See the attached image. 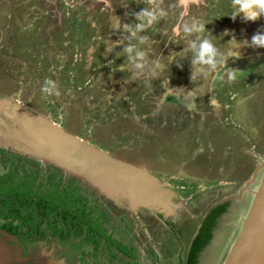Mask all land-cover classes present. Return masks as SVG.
Listing matches in <instances>:
<instances>
[{
  "label": "rangeland",
  "instance_id": "1",
  "mask_svg": "<svg viewBox=\"0 0 264 264\" xmlns=\"http://www.w3.org/2000/svg\"><path fill=\"white\" fill-rule=\"evenodd\" d=\"M160 4L167 15L132 36L113 25L118 18L134 26L144 0H0V185L9 190L27 185L42 197L48 192L50 204L62 202L80 212L64 218L58 207L41 215L33 206L35 195L27 194L17 198L20 212L32 210L35 222L21 227L10 211L16 209V194H1L0 240L11 253L18 247L23 264H184L204 214L232 199L199 262L222 263L264 163V68L231 83L224 73L244 58L264 54V47L251 44L254 34L264 33V17L247 21L241 13L231 19V0ZM193 19L205 31L184 34ZM205 37L220 54L234 38L240 47L233 51L240 56H228L215 70L193 65L192 44ZM129 45L135 49L132 60L124 52ZM135 51L144 53L143 69L133 67ZM46 81L54 83L58 96L43 91ZM9 101L148 174L161 185L167 209L132 210L126 198L102 193L13 140L3 108ZM69 196L72 205L58 200ZM28 198L32 208L24 205ZM81 212L103 234L87 238ZM9 222L19 246L3 234ZM28 230L36 232L32 243L23 237Z\"/></svg>",
  "mask_w": 264,
  "mask_h": 264
},
{
  "label": "water",
  "instance_id": "2",
  "mask_svg": "<svg viewBox=\"0 0 264 264\" xmlns=\"http://www.w3.org/2000/svg\"><path fill=\"white\" fill-rule=\"evenodd\" d=\"M5 104L3 108L14 127L13 140L16 142L87 179L102 193L126 198L132 210L139 207L167 209L161 185L148 174L90 146L19 103L9 101ZM262 166L257 189L221 264H264V163ZM14 249L11 253L9 246L0 240V264H23L20 250L17 246Z\"/></svg>",
  "mask_w": 264,
  "mask_h": 264
},
{
  "label": "clouds",
  "instance_id": "3",
  "mask_svg": "<svg viewBox=\"0 0 264 264\" xmlns=\"http://www.w3.org/2000/svg\"><path fill=\"white\" fill-rule=\"evenodd\" d=\"M146 7H143L139 12L135 13V23L134 26L130 24L119 23V19H116V22L113 25V30L123 28L124 31H128L132 36H135L137 32L149 28L153 25L155 21L159 18H162L167 15V12L164 8L161 7L160 0H144ZM232 12L228 15L231 19H235L236 15L243 14V17L247 21H255L260 17H264V0H231ZM184 34L189 32L202 33L205 31L204 23L200 20L193 19L191 27L187 25L183 29ZM178 33L174 29V35ZM146 38L141 37L139 43H143ZM119 43V41L115 42ZM245 43H247L245 41ZM251 44L264 47V33H256L251 37ZM192 47L195 49V58L192 61L193 65L202 64L208 65L210 69L215 70L217 66H225V60L228 56L239 57L240 53L238 51H233V49H239L240 43L237 42L234 38L229 41V48L226 53L220 54L214 44L207 37L200 39L199 44H192ZM134 46L129 45L124 49V52L128 54L130 60L133 59L132 53L134 51ZM220 57L219 60L215 59ZM144 53L141 51H135V61L133 67L135 69H143L144 64L140 61H143ZM171 60V58H170ZM155 67H162L159 62H156ZM118 71H122V67L117 68ZM198 71H203V69H198ZM150 74L154 75V73ZM224 75L227 76V82L231 83L233 80L238 78L239 72L236 69L227 68ZM194 78V77H193ZM220 79L223 80V76H220ZM46 86L43 88L45 93L52 95H59V92L55 90V85L52 81H46Z\"/></svg>",
  "mask_w": 264,
  "mask_h": 264
},
{
  "label": "trees",
  "instance_id": "4",
  "mask_svg": "<svg viewBox=\"0 0 264 264\" xmlns=\"http://www.w3.org/2000/svg\"><path fill=\"white\" fill-rule=\"evenodd\" d=\"M241 61H243V63L241 65L239 64L240 66H238V64L237 65L235 64L237 67L236 70H238L239 72L238 78L236 79H242L248 75H251L252 72L256 71V69L264 68V54L260 56H253L252 58L250 57L244 58ZM231 65L233 66L234 64H231ZM29 184L30 183H28V185ZM10 189L11 190L6 189L5 186L0 185V195L10 194V193H13V195L16 194V197L13 200V203L16 204V209L14 212L10 210L11 214H13V218H16L18 222L23 225L21 227L26 226L28 221L35 222L32 210L27 211L25 214H22V212H20L21 204L19 202V199L23 198L25 195L27 194L31 195L33 193L32 190H28L29 187L27 185L23 186V188L17 187V188H10ZM41 193L42 192L33 193V195H35V199H34L35 204L33 203L34 205L32 204L33 198H30V199L28 198L25 201L24 205H26L28 208H32V205L35 208L37 207L40 210L41 215H44V213L46 214L49 210H51L52 214H54L56 209H58V207H62V212H63L62 215L64 218H67V215H70L71 217H75V218H78V215L80 216L79 211H77L78 213L75 214L74 212H72L73 208L66 206L65 203L63 204L61 202V203H58L57 205L50 204V202L52 201V198L48 197V192H45L47 194V197L46 196L42 197ZM19 194H21V196ZM53 196L55 197L53 198V200L57 199V196L54 193H53ZM58 200L70 202L71 205L74 202V198L72 196L71 197L69 196V198H66V199H63V197L62 198L58 197ZM4 203H5L4 207H9L10 209V206L8 205V203L6 201ZM232 203H233V200L229 199V200L219 202L213 205L210 209H208L205 216L200 221L201 224H199L198 228L196 227L195 229L196 235L192 237V241L186 253L184 264H199L202 254L209 247V245L212 243L214 239V233L216 229L218 228L221 218L229 212V209ZM48 205H52L51 207H54V209L50 208ZM1 215L2 214L0 213V216ZM79 219L82 223L85 224L87 238H90L92 232L98 233L100 235L103 234L99 225L94 224V222H92L90 219H85L83 212H81V218ZM3 230L9 233H12L13 232L12 224L10 222L7 224H4ZM55 231L56 229L54 230V232ZM116 246L119 250H122V251L124 250L122 246L118 244H116Z\"/></svg>",
  "mask_w": 264,
  "mask_h": 264
},
{
  "label": "flooded vegetation",
  "instance_id": "5",
  "mask_svg": "<svg viewBox=\"0 0 264 264\" xmlns=\"http://www.w3.org/2000/svg\"><path fill=\"white\" fill-rule=\"evenodd\" d=\"M206 214V213H205ZM205 214H204V216H205ZM17 224H18V222H17ZM28 228V227H27ZM30 232V230H28V233L26 234V235H24L23 237H26V239L28 240V243H32V241H33V239L35 238L34 237V233H35V236H36V232H34V233H29ZM51 232H53V231H51ZM3 234L5 235V237H8L9 239H11V240H13V239H17L15 236H14V234L13 233H9V232H7V231H5V230H3ZM215 234V233H214ZM192 239V236L190 237V240ZM190 240H189V242H190ZM17 243H18V246H19V243H20V239L18 240L17 239ZM15 244V243H14ZM189 247V246H188ZM24 250V252H23V254L26 256V255H28L27 254V250H25V249H23ZM188 250V249H187ZM205 252V251H204ZM21 255H22V253H21Z\"/></svg>",
  "mask_w": 264,
  "mask_h": 264
}]
</instances>
